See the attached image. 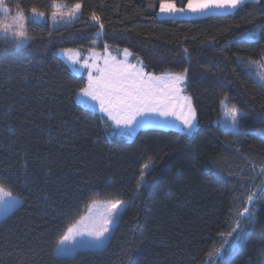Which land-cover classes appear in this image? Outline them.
I'll list each match as a JSON object with an SVG mask.
<instances>
[{
	"label": "trees",
	"instance_id": "obj_1",
	"mask_svg": "<svg viewBox=\"0 0 264 264\" xmlns=\"http://www.w3.org/2000/svg\"><path fill=\"white\" fill-rule=\"evenodd\" d=\"M55 1L80 3V16L57 28L28 23L21 48L0 36V187L21 199L0 221V264H264V0L190 19L159 16L162 2L188 0L6 5L49 15ZM93 48L116 56L127 48L131 63L156 76L187 68L194 132L147 127L129 140L81 105L87 80L57 51ZM225 97L243 112L237 133L218 122ZM94 200L128 202L105 248L55 255ZM245 207L254 220L239 215Z\"/></svg>",
	"mask_w": 264,
	"mask_h": 264
},
{
	"label": "snow or ice",
	"instance_id": "obj_2",
	"mask_svg": "<svg viewBox=\"0 0 264 264\" xmlns=\"http://www.w3.org/2000/svg\"><path fill=\"white\" fill-rule=\"evenodd\" d=\"M249 3L259 4V0H188L186 9L193 13H203L211 9L220 10H237L246 7ZM82 5L75 3L71 7L59 2H53L51 5V19L53 24L59 22H70L73 19L78 18ZM0 10L5 14L9 12V9L5 6V0H0ZM185 8H177L174 3L162 2L160 5V11L162 13L183 12ZM45 18V12L40 11L36 7L31 8V17L26 18L24 11L18 12L16 20L17 26L13 28L12 25H7L3 28L5 34H11L17 39L19 43L26 38L25 22L26 19H31L33 22ZM92 20L96 21L101 33L104 29V24L101 22L100 17L95 13L92 14ZM71 51V50H68ZM187 52V49H185ZM132 53L125 48L124 60L117 61L115 57H111L110 60L105 61L104 68H97L100 73L98 76H93L89 72L88 84L85 87L79 89V94L84 97H88L91 100L97 101L100 106L101 112L107 114L108 118L112 120L117 126L131 127L134 122L137 121V117H142L146 113H155L161 117L174 116L179 120L185 129L190 133L195 127L194 121L196 119L195 109L192 107V101L189 96H181L182 85L184 84L188 69L185 68L180 73H165L162 76H154L150 73H144L143 68L137 69L136 65L127 62V58ZM73 63H77L76 60L69 57ZM142 64V62H140ZM255 63V61H253ZM85 67H89L87 61H85ZM260 80L264 82V74L258 73ZM221 100V104L225 103V100ZM183 103H180V101ZM180 108V112L177 113L176 108ZM229 114L235 123L238 117L243 113L236 107L235 104L229 109ZM264 131V130H262ZM151 161L145 163L141 168L140 180L142 181L146 175H150L147 171L150 168ZM264 173V168L260 170ZM15 198L11 192L5 191L0 187V205H7L9 201H13ZM254 201V194H249L247 202L252 203ZM119 201L112 203L108 206V219L105 222H96L93 220L91 223L83 224L81 227L73 226L69 228L68 232L58 242V247L65 245L75 235L88 236L97 241L101 240L105 233L109 231L108 223H111V217L115 214L116 209L120 206ZM91 211V208H90ZM249 214L254 220L255 216L252 214L248 207H245L242 212L239 213L241 217ZM80 223V222H78ZM239 222H237V228H239ZM233 231H236L234 228ZM264 235V230L261 232ZM231 235V233H229ZM219 251L216 255H219ZM264 256V252L261 253ZM212 253H209V259L211 260ZM230 264V262H227Z\"/></svg>",
	"mask_w": 264,
	"mask_h": 264
},
{
	"label": "rangeland",
	"instance_id": "obj_3",
	"mask_svg": "<svg viewBox=\"0 0 264 264\" xmlns=\"http://www.w3.org/2000/svg\"><path fill=\"white\" fill-rule=\"evenodd\" d=\"M59 3H63L65 5H68L71 7L72 5H69L66 2L63 1H55ZM7 0H5V6L9 9V12L5 14L2 10H0V36H12L10 33L5 34L3 31V28L7 25H12L13 28L17 26L18 21L16 20L18 12L20 11L19 9H14L12 10L10 7L6 5ZM53 3V2H52ZM52 11V10H51ZM227 12V11H225ZM81 13V10H80ZM80 13L78 14V17L80 16ZM166 17L172 18V16H176L178 14H172V13H167L164 12ZM222 11H219V9H211L207 10L203 13H193L192 16L194 17H199V16H208V14L211 15H216V14H221ZM181 15H186L185 12H182ZM26 18L31 17V11L28 14H25ZM77 19V18H76ZM76 19L71 20L70 22H59L56 24H53L52 19H51V12L49 15L45 14V18L41 20H36L35 23H47L49 24L52 28H57L61 26H65ZM33 22L31 19H26L25 22V31H27V26L28 23ZM250 37V36H248ZM15 39V47L16 48H21L27 45L28 43V38L26 36L25 39L20 41L19 43L17 42V39ZM71 50V51H68ZM57 55L62 59V61L69 67V69L75 74V75H83L85 76L87 83L88 84V76L89 72L92 73L93 76H98L100 73L97 71V68H104L105 67V61L110 60V57L108 55V52L105 50H98L97 48H93L87 52V54L82 55L81 51L78 49H60L57 51ZM124 52L122 55L117 56V57H123L120 61L124 60ZM116 56V55H115ZM76 60L77 63H73L71 59ZM127 62L130 64H133L130 62V56L127 58ZM85 61H87L89 67H85ZM136 65V64H134ZM137 69H140L139 66H137ZM258 68L257 66H255ZM156 76V75H154ZM160 76V75H157ZM186 82V80H185ZM185 82L182 85V92L181 96H188L185 93L184 86ZM77 100L80 104L86 105L89 104V108L92 110H97V106L94 107V105L99 104L97 101L91 100L88 97L81 96L79 92L77 93ZM224 100V99H222ZM180 103H183L181 100ZM193 107V106H192ZM231 108V105L228 103V100H225V103L222 105L221 104V111H220V117L218 119V122L223 126L226 130L237 133L239 132L238 130V120L241 117H238L237 121L234 123L230 114H229V109ZM177 113L180 112V108H176ZM242 112V111H241ZM243 113V112H242ZM196 120V119H195ZM142 126L141 127H158L160 128L161 126H164L163 129H178L180 128L183 133L189 134L188 130L184 128L183 124L177 120L174 116H169V117H161L158 114L155 113H146L144 116H142ZM195 125V121H194ZM116 134L118 135H124L125 137L129 138L131 140L133 138V135L135 132L130 133V131L126 129H122L121 127H118L117 125L114 126ZM139 127V128H141ZM259 133H264V131L260 130ZM191 135V134H190ZM5 190V189H4ZM7 191V190H5ZM12 196L15 198L13 201H9L7 205H0V221L3 220L8 214L13 212L20 204H21V199L13 195ZM117 201L121 202L120 206L116 209L115 214L111 217V223H108V228L109 231L105 233V236L97 241L91 237L88 236H80V235H75L69 242H67L65 245L59 246L58 244L56 245L55 248V255H76L80 251H97V250H102L105 248L107 243L109 242L113 231L115 230L121 216L123 215L125 209L128 206L127 201H121V200H94L90 202V204L87 206L85 212L80 216V218L72 224L69 228H73V226L76 227H81L83 224H88L91 223L93 220L96 222H105L108 219V206L112 203H116ZM91 208V211H90ZM80 222V223H78ZM69 228L66 230L65 234L68 232ZM64 234V235H65ZM63 235V236H64ZM63 236L60 238V240L63 238ZM59 240V241H60Z\"/></svg>",
	"mask_w": 264,
	"mask_h": 264
},
{
	"label": "crops",
	"instance_id": "obj_4",
	"mask_svg": "<svg viewBox=\"0 0 264 264\" xmlns=\"http://www.w3.org/2000/svg\"><path fill=\"white\" fill-rule=\"evenodd\" d=\"M178 8V7H177ZM185 8V10L183 11V12H185L186 13V15H181V13L182 12H177L176 14H178V15H176V16H172V18H178V19H190V18H198V17H194V16H192L193 15V12H190V11H188L187 9H186V7H184ZM214 10V9H213ZM219 11H222V13L221 14H225V13H229V12H233V11H229V10H220L219 9ZM225 11H227V12H225ZM165 13H162L160 10H159V16L160 17H162V18H169V17H166L165 15H164ZM208 15H211V14H208ZM199 17H203V16H199ZM106 52H108V55H109V57L111 58V57H115L116 58V60L117 61H120L123 57H117V56H115L114 54H112L111 52H109L107 49H104ZM124 56V55H123ZM128 60V59H127ZM138 66V65H137ZM139 68H141L140 66H139ZM144 71V70H143ZM144 73H146L145 71H144ZM164 75V74H163ZM160 76H162V75H160ZM82 105V104H81ZM84 106V105H83ZM89 104H86L85 105V107H88L89 108ZM95 106H97V108L99 109V111H97V110H94V111H96V112H99L100 114H102L103 116H105L112 124H113V126H116V124L112 121V120H110L109 118H108V116H107V114L106 113H104V112H101V110H100V106H99V104H95L94 105V107ZM142 124H143V122H142V117H137V121L136 122H134L133 123V125L131 126V127H125V126H118V127H121L122 129L124 128V129H126V130H128V131H130V133H132V132H135L136 130L138 131L139 129H141V128H147V127H141L142 126ZM139 127H141V128H139ZM115 128V127H114ZM160 128H164V126H161ZM176 130H179V131H181L182 132V130L180 129V128H178V129H176ZM194 130H195V127L191 130V132L188 134V135H190V134H192L193 132H194ZM136 131V132H137ZM135 132V133H136Z\"/></svg>",
	"mask_w": 264,
	"mask_h": 264
}]
</instances>
